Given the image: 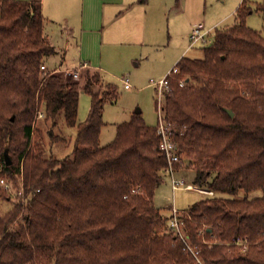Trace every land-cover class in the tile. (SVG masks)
<instances>
[{
  "label": "trees",
  "instance_id": "1",
  "mask_svg": "<svg viewBox=\"0 0 264 264\" xmlns=\"http://www.w3.org/2000/svg\"><path fill=\"white\" fill-rule=\"evenodd\" d=\"M255 10L264 16V0L255 9L244 0L236 23L215 29L202 59L178 62L162 106L165 119L183 130L175 136L176 168L194 169V184L214 191L188 208V233L208 264H264V36L247 24ZM44 23L39 1L0 0V178L25 189L0 216V264H194L170 214L154 202L168 164L157 126L136 112L102 146L104 107L117 86L98 72L84 85L71 74L45 73L56 49ZM81 89L91 96L84 121ZM40 111L52 126L63 115L76 129L72 157L33 149ZM241 191L262 194L240 198ZM0 199L12 201L3 186Z\"/></svg>",
  "mask_w": 264,
  "mask_h": 264
},
{
  "label": "rangeland",
  "instance_id": "2",
  "mask_svg": "<svg viewBox=\"0 0 264 264\" xmlns=\"http://www.w3.org/2000/svg\"><path fill=\"white\" fill-rule=\"evenodd\" d=\"M263 0H247V2L255 9L256 5ZM151 2V3H149ZM148 17L146 22V39L142 51L145 58L127 59V67H120L109 74L106 71H99L100 75L106 83H113L117 86V96L115 100L106 102L104 107L103 118L106 125L102 129L101 143L106 144L114 138L117 124L130 120L131 116L136 112H141L145 121L152 126H157L159 121L157 89L150 83L151 80L158 81L164 77L157 75L164 67L172 63V59L176 57L180 51L191 45V34L195 26L204 24L205 30H213L209 37L212 42L215 33V19L225 14L227 11L235 10L238 0H184V11L191 13V18H186L181 12L175 9V0H149ZM238 2V3H237ZM156 18V31L151 32L153 26V18ZM190 19V20H189ZM234 17L231 16L221 27L232 25ZM247 24L251 28L261 32L264 36V16L256 10L247 18ZM192 30V31H190ZM189 31L191 32L189 34ZM203 45L197 43L190 47L187 57L194 59H202L204 57ZM141 51L140 49L138 52ZM61 58L54 59L61 62ZM73 57H68V66H73ZM141 65L137 66L136 62ZM52 63V62H51ZM176 65V64H175ZM174 65V66H175ZM51 66H53L51 64ZM173 66V67H174ZM172 67V68H173ZM52 68V67H51ZM171 68V69H172ZM45 73H53L43 70ZM61 74V73H60ZM63 74H69L63 72ZM130 76L133 84L132 89H125L121 78ZM73 77V76H72ZM77 81L76 78L73 77ZM103 84L95 87L97 90H104ZM81 100L79 107V120L84 121L90 111V95L81 89ZM164 102V101H163ZM163 106V105H162ZM42 114V117L41 115ZM34 134L32 146L35 151L41 152L44 157L54 158H70L73 156L74 141L76 129L70 128L65 124L64 116L60 117L57 126H52L51 121H44V112L40 111L34 121ZM50 130H53L58 140L51 138ZM2 153L0 150V159ZM178 176L186 181L187 184L195 183L196 172L193 169L184 167L177 173ZM206 189V188H205ZM261 191L245 193L241 191L240 198H254L260 196ZM214 196V195H213ZM201 194L195 191L179 190L174 192L171 186L170 178L164 174L163 183L157 188L154 202L164 214H170L169 208L175 206L180 210L189 212V207L195 202L205 197H213ZM13 201H5L0 199V216H4L12 209ZM165 206H169L166 207Z\"/></svg>",
  "mask_w": 264,
  "mask_h": 264
},
{
  "label": "crops",
  "instance_id": "3",
  "mask_svg": "<svg viewBox=\"0 0 264 264\" xmlns=\"http://www.w3.org/2000/svg\"><path fill=\"white\" fill-rule=\"evenodd\" d=\"M22 1H39L42 4L45 34L56 49V53L49 57L46 62L47 69L53 73L77 71L80 74L77 81L84 85L89 72L94 74L99 73V71H106L111 74L112 71H117L115 69L123 66L127 67L128 58L140 57L143 59L146 57L142 48L145 46L143 44L147 35L148 4L151 3L149 0ZM238 1L239 4H237L235 10L227 11L218 19H215V29L224 28L221 26L231 16L234 17V23L226 27L233 26L236 23L237 11L244 0ZM183 8H185L184 0H175L176 11L181 12L186 18H191V13H186ZM153 20L155 28H152L151 32L156 31L157 28L156 18L154 17ZM190 47L191 45L180 51L171 60L172 63L164 67L157 75L160 74V76L165 77L175 64H178L183 57H187ZM139 49L141 51L138 52ZM59 57H62L60 63L54 60L55 58L59 59ZM68 57L75 59L73 66H68ZM136 64L137 66L141 65L140 62H136ZM127 77L130 78V76ZM103 83H105L104 79ZM115 136L116 132L114 138ZM100 144L102 146L106 145L102 144L101 141Z\"/></svg>",
  "mask_w": 264,
  "mask_h": 264
},
{
  "label": "built area",
  "instance_id": "4",
  "mask_svg": "<svg viewBox=\"0 0 264 264\" xmlns=\"http://www.w3.org/2000/svg\"><path fill=\"white\" fill-rule=\"evenodd\" d=\"M212 31H213L212 29L205 30V27L202 24L195 26L190 37L192 40L191 47L195 46L197 43H202L203 45L210 43L211 41L209 40V37L212 34ZM42 70H47V67L43 65ZM70 74L74 78L79 79L80 76L79 72L72 71L70 72ZM179 74H180V68L178 64H176L172 69H170L167 72L164 78L158 81L152 80L150 83L153 87L157 89L156 91L159 96V100H158L159 121L157 125L158 134L160 136L159 149L166 157L168 163L167 167L163 171V174H166L170 178L171 186L174 192H177L179 190H186V191H195L208 196H213L214 191L207 190L195 184H187L186 181L180 178L177 174L179 170L176 168V164L180 162L181 156L179 153V146L175 140V136L179 132L183 133V130L180 131L176 127V125L168 122L165 119L162 105L165 98V93L169 91L170 80ZM121 82L123 83L125 89H130L133 87L131 83V79L127 76L122 77ZM186 84L187 81H185V79H182L180 81V85L182 87H184ZM40 115L42 117V114ZM0 186H3L11 193L12 201H16L19 198L25 196V189L23 185L21 189L15 190L11 182L6 180L5 178H0ZM138 191H140V189H133L132 193H136ZM26 200L27 198L24 200V202ZM169 211H170V228L174 233L175 238L178 239V241L182 242L184 246V251L194 258V264H208L201 257L200 247H198L193 243L188 233L187 221L191 219V216L188 213V211L180 210L175 206H171L169 208ZM206 231H208V229L206 226H204L202 229H200L199 233L202 236H205ZM204 242L209 246H212V244L214 243L213 241H206V240H204ZM237 243L240 244V242Z\"/></svg>",
  "mask_w": 264,
  "mask_h": 264
},
{
  "label": "water",
  "instance_id": "5",
  "mask_svg": "<svg viewBox=\"0 0 264 264\" xmlns=\"http://www.w3.org/2000/svg\"><path fill=\"white\" fill-rule=\"evenodd\" d=\"M227 112L229 113V115H230L231 117L234 116V112H233L232 110L227 109ZM138 113H140V111H139ZM4 157H5L6 164H7V165H10V164H11V159H10V157H9L7 151H5Z\"/></svg>",
  "mask_w": 264,
  "mask_h": 264
}]
</instances>
